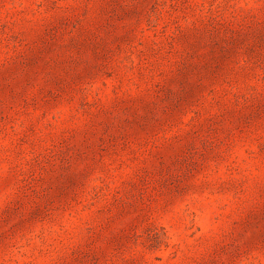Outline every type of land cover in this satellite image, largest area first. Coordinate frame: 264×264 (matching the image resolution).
I'll return each instance as SVG.
<instances>
[{
	"label": "rangeland",
	"instance_id": "1",
	"mask_svg": "<svg viewBox=\"0 0 264 264\" xmlns=\"http://www.w3.org/2000/svg\"><path fill=\"white\" fill-rule=\"evenodd\" d=\"M0 264H264V0H0Z\"/></svg>",
	"mask_w": 264,
	"mask_h": 264
}]
</instances>
